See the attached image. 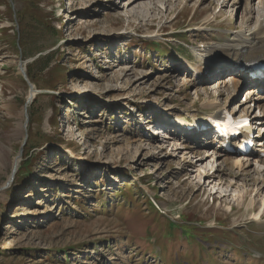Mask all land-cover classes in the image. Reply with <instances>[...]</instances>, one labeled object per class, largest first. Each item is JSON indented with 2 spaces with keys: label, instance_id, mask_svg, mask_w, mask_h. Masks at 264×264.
<instances>
[{
  "label": "rangeland",
  "instance_id": "rangeland-1",
  "mask_svg": "<svg viewBox=\"0 0 264 264\" xmlns=\"http://www.w3.org/2000/svg\"><path fill=\"white\" fill-rule=\"evenodd\" d=\"M224 1L0 0V264H163L147 251L159 244L186 264L185 246L157 243L162 222L144 200L116 209L127 184L155 197L168 219L191 221L207 248L248 252L193 263L264 264V165L241 172L211 151L194 167L201 156L164 137L144 104L194 115L214 98L233 110L257 106L227 73L199 86L179 64L181 54L225 43L263 6Z\"/></svg>",
  "mask_w": 264,
  "mask_h": 264
},
{
  "label": "bare ground",
  "instance_id": "bare-ground-1",
  "mask_svg": "<svg viewBox=\"0 0 264 264\" xmlns=\"http://www.w3.org/2000/svg\"><path fill=\"white\" fill-rule=\"evenodd\" d=\"M202 1L205 2L206 0ZM237 3L238 0H227L223 2V6L234 7ZM262 5L264 6V0L262 2ZM221 11L222 8L220 7L219 12ZM253 14L254 13L252 10H249L247 12L246 18L243 21L246 26L242 25V27L236 32H234L230 38H224L225 43L208 45L206 47H203V49H200L199 47L194 49V53L196 54V62L190 67H188L187 64H183L184 67L186 66L189 68L188 71H186V69H184L183 67L182 68L183 75L185 74L187 76L190 75L191 77H194L193 80L199 86H203L206 82L210 80V78L202 76V69H205L206 67L208 68V72H215L214 75L217 76L219 79L220 77H222L223 74L227 73L229 78L227 79L228 82L225 83L227 85L232 86L234 91H236L237 89L240 91L242 88L248 87L247 96L256 93V98H252L251 101L253 103L255 102V100H259V102L256 104L258 108L262 109V111L264 112V75L259 79H254L251 77L248 78L244 71L240 69V67L246 65V63L252 60H264V25L261 21V15L259 16L256 14L255 18L253 17ZM207 16L208 15H206L205 19L207 18ZM215 16V12L213 11L212 15L208 18V21H212ZM22 70L26 71L25 63L22 65L21 72ZM30 98H32V96ZM214 99H210V101L207 102V104L204 106L205 109L213 111L219 107L228 108L230 106L227 104L229 102L226 103L225 101V103L221 104L218 101H214ZM29 101L30 100H28L25 108L26 111ZM236 111L243 112L244 114H251L253 117L255 116V109L253 110V108H251L247 103L243 104L239 108V110ZM169 112L176 114H184L178 113L174 109H170ZM189 117H194V114L190 115ZM201 122L202 120H200V124H202ZM258 129L259 132H261V128L258 127ZM168 134H170L168 137H172V140H168L172 141L175 146L176 144H182L185 147V150H189V153L201 156L199 157L194 167H197L199 165L198 162L203 163V161L207 160V158L210 157L209 153L211 151L213 152L211 155L213 158L217 157L218 160H222L223 164L226 163L230 165V167H235L238 171L241 172L247 171V168L251 166V161L264 165V143L262 142V140L259 142V145L261 146L259 149H255L248 155L243 156L236 155L235 153H233L234 151H226L220 146L213 145L212 141L197 140L195 136L192 137L189 134H183L179 131L171 130V132ZM21 158V156H18L15 159L14 167L17 169L19 168V165L21 163ZM83 160L84 158L81 159V161ZM3 164H5V162H3ZM9 182L10 181H8L7 184ZM4 189L5 186H3L2 188L0 187V191H3Z\"/></svg>",
  "mask_w": 264,
  "mask_h": 264
},
{
  "label": "trees",
  "instance_id": "trees-1",
  "mask_svg": "<svg viewBox=\"0 0 264 264\" xmlns=\"http://www.w3.org/2000/svg\"><path fill=\"white\" fill-rule=\"evenodd\" d=\"M146 48L153 49L154 47L152 46ZM124 188H126V190H129V192L126 194H121L122 192L118 190L119 192L118 191L116 192L115 198H117L118 200H124L125 198H127L125 202L119 204V206L122 205L121 209L125 208L124 210L125 213L132 210V208L128 207L129 204L138 205L140 201L144 200L145 201L144 203H146V205L149 207V213L153 214L156 221L158 220L159 222L160 221L162 222L159 224L156 223V230L153 231H155V233L159 235L160 242L163 243V245H166L165 243L178 242L179 244H176L177 247L179 248H182L183 246L187 247L186 251L187 253H189L187 258L189 259L194 257L195 249L198 247L201 250L200 258L203 257L204 248L202 246V243H200L202 242V240L199 239V237L195 234V230H197L198 228L195 227L191 221L188 220L186 222H176L171 219H168L166 215H163L162 213H160L159 210L156 209L151 199H149L141 189L138 188L137 189L138 193L134 194L132 192L133 186H131L130 184L125 185ZM97 197L100 199V201H103V204L105 205L103 209H107L108 202H105L104 193L103 192L98 193ZM80 203L83 204L84 201H80ZM189 227H191L194 231L189 229ZM160 229H162L160 231L162 234H159ZM198 231L199 229L197 230V232ZM187 253L183 254L184 255L183 257H185V259ZM162 259L169 262L171 260V254L167 251H163ZM211 261H213V258H211Z\"/></svg>",
  "mask_w": 264,
  "mask_h": 264
},
{
  "label": "water",
  "instance_id": "water-1",
  "mask_svg": "<svg viewBox=\"0 0 264 264\" xmlns=\"http://www.w3.org/2000/svg\"><path fill=\"white\" fill-rule=\"evenodd\" d=\"M21 69H22V64H21ZM22 73L24 74V76H26L27 77V75H26V72H25V70H22ZM31 85V84H30ZM32 86V85H31ZM26 108V107H25ZM15 167H14V169H13V171H15Z\"/></svg>",
  "mask_w": 264,
  "mask_h": 264
}]
</instances>
